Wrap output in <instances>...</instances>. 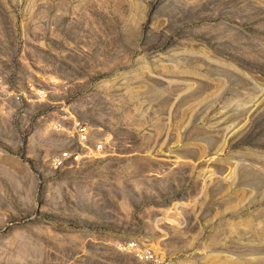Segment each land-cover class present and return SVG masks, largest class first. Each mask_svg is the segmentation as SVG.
<instances>
[{
	"label": "rangeland",
	"instance_id": "374dc122",
	"mask_svg": "<svg viewBox=\"0 0 264 264\" xmlns=\"http://www.w3.org/2000/svg\"><path fill=\"white\" fill-rule=\"evenodd\" d=\"M0 264H264V0H0Z\"/></svg>",
	"mask_w": 264,
	"mask_h": 264
},
{
	"label": "built area",
	"instance_id": "2783aa9c",
	"mask_svg": "<svg viewBox=\"0 0 264 264\" xmlns=\"http://www.w3.org/2000/svg\"><path fill=\"white\" fill-rule=\"evenodd\" d=\"M74 135H75V141L71 144V146L73 147V154L70 153V151H65V152H60L58 153L56 156H54L51 160H50V165L52 167L56 168H60L62 167L65 163L72 161L73 156L76 155V151L78 149L83 150L82 152L87 153L89 155L87 156H91V152L93 151V148L96 149L95 151L99 153V151L102 150V143L101 142H97V143H92L91 141V131L89 129V127L86 124H81L78 125L76 127V129L74 130ZM71 137H73L71 135ZM79 156H76V160L78 161L77 158ZM75 158V157H74ZM129 248H133V244H128ZM149 257H145V259L147 260Z\"/></svg>",
	"mask_w": 264,
	"mask_h": 264
},
{
	"label": "bare ground",
	"instance_id": "6f19581e",
	"mask_svg": "<svg viewBox=\"0 0 264 264\" xmlns=\"http://www.w3.org/2000/svg\"><path fill=\"white\" fill-rule=\"evenodd\" d=\"M174 162V161H173Z\"/></svg>",
	"mask_w": 264,
	"mask_h": 264
}]
</instances>
